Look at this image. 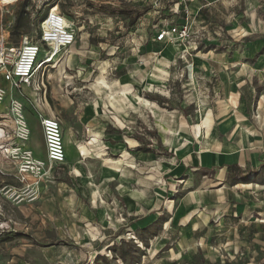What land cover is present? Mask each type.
<instances>
[{
    "label": "rangeland",
    "instance_id": "obj_1",
    "mask_svg": "<svg viewBox=\"0 0 264 264\" xmlns=\"http://www.w3.org/2000/svg\"><path fill=\"white\" fill-rule=\"evenodd\" d=\"M23 1L5 0L0 4V33L7 35L8 31L9 42L18 43L24 34L36 41L38 18L49 6L58 3L60 12L76 31L75 42L37 73V81L48 78L45 85L49 106L45 105L40 82L42 90L32 86L20 94L12 90L13 97L20 98L25 105L31 128L29 145L43 158L37 109L61 116L63 104L56 95L78 111L86 107L94 111L101 106L111 115L115 108H125L129 145L140 142L156 148L161 140L164 148H172L174 152L186 150L190 143H198L205 136V129L198 124L200 105L205 106L206 113L211 112L210 128L218 109L238 108L235 98L222 96L215 72L211 70L208 74L203 64L216 60L204 54L210 48L213 52H228L233 41L239 40L235 9L236 15L244 13L241 19H249L239 0L212 3L199 0L207 5L197 12L191 5L197 1L186 0L187 13L180 6L176 9L169 0H25L28 4L18 29L20 33L12 34L16 10ZM133 17L135 21L131 24L129 20ZM184 19L191 25L187 43H179L175 36L154 40L159 27L177 25ZM173 42L179 45L176 49L182 48L174 49L171 57H164L162 52ZM45 54V50L40 53L38 62L50 55ZM163 59L164 71L161 77H156L154 65ZM148 80H152L149 87ZM0 85L7 91L0 103V127L5 131L1 137L0 130V264H223L219 261L224 258L221 250L203 247L204 250L181 256L169 244L150 245V232L134 228L132 218L142 213L127 214V201L131 206L133 189L145 185L135 180L127 182L121 174L125 171L119 168L114 171L106 160L121 163L122 168L128 169L131 180L140 175L136 158H142L140 161L145 164L153 159L148 157L151 154L141 155L130 146L122 150L121 157L110 154L103 143L106 129L92 134L91 148L86 147L88 138L83 136V143L78 144L79 155L74 144L70 145L66 161L50 166L35 201L16 202L5 194L3 186H19L20 182L16 162L7 158L1 148L12 141V119L7 112L12 96L1 73ZM81 146L83 153L79 151ZM158 170L162 171L160 167ZM105 174L112 177L106 179ZM120 178L125 182L121 184ZM182 181L177 179L170 188L172 193L179 191ZM155 182L163 184L162 176Z\"/></svg>",
    "mask_w": 264,
    "mask_h": 264
},
{
    "label": "crops",
    "instance_id": "obj_2",
    "mask_svg": "<svg viewBox=\"0 0 264 264\" xmlns=\"http://www.w3.org/2000/svg\"><path fill=\"white\" fill-rule=\"evenodd\" d=\"M196 1L197 4L191 3L196 12L207 5ZM239 1L249 14V19L244 21L241 19L243 8L241 13L236 15V9L233 13L239 25L235 28L239 40L230 38L229 42L233 43L228 52H213L210 48L204 54L216 60L203 64L208 74L211 70L215 72L222 96L235 98L238 108L218 109L211 128L208 127L211 112H205L204 118L198 121L199 127L205 129V136L198 143H190L186 150L174 152L172 148H164L161 140L156 148L140 142L129 145L124 124L126 109L122 107L115 108L111 115L101 106L94 111L90 107L78 111L56 95L63 104L61 116L37 111L59 118L66 159L71 144L79 155L77 146L83 143L82 137L86 135L90 139L99 130L103 132L102 129H106L103 143L110 154L121 157L122 150L126 151L129 146L141 155L151 154L148 157L153 160L146 164L140 161L142 158H136L140 175L131 180L128 169L122 168L121 163L105 159L109 168L125 171L121 174L127 182L135 180L145 185L133 189L135 196L131 206L127 201L126 213L141 211L131 221L135 229L150 232V245L169 244L181 256L209 247L223 252L224 258L219 259L223 264H264V0ZM184 22L185 19L181 23ZM154 66L157 69L158 64ZM37 73L31 85H22L16 90L20 94L24 88L32 86L42 90V86L45 105L49 106L45 85L48 78L37 81ZM8 92L14 96L10 88ZM29 141L27 145L31 148ZM90 143L92 140L86 147L91 148ZM141 146H147L150 151L139 150ZM79 151L85 150L81 146ZM35 155L46 159V154L44 158ZM160 175L163 184L155 182ZM110 177L112 174H105L106 179ZM178 178L183 181L179 191L172 193L170 188ZM124 180L120 178L121 184Z\"/></svg>",
    "mask_w": 264,
    "mask_h": 264
},
{
    "label": "built area",
    "instance_id": "obj_3",
    "mask_svg": "<svg viewBox=\"0 0 264 264\" xmlns=\"http://www.w3.org/2000/svg\"><path fill=\"white\" fill-rule=\"evenodd\" d=\"M169 1L173 2L176 9L180 6L185 13L188 12L186 0ZM56 5L48 7L44 18L39 24L40 36L36 41L30 39L28 35H24L18 44H11L8 42V31H6L7 35L0 33V73L3 81L8 83L10 91L19 89L22 85L33 83L38 69V58L42 51H46L45 56L50 55L41 59L39 69L50 63L62 49L75 42V29L60 12L59 7L55 8ZM170 36H175L180 43H187L191 36V25L187 19L184 23L167 24L159 27L154 33V40L162 41ZM53 49L55 50L52 51ZM45 60L47 61L44 62ZM6 95L5 87L0 85V103ZM7 112L12 119L10 137L12 141L6 146H1V148H3L2 152L7 158L17 161L20 185L3 186L1 190L13 197L16 202H33L39 196L40 187L44 178L50 172V166L64 163L66 160L60 120L54 115H45L38 112L46 154V159H42L36 156L33 149L27 145L30 140L31 128L26 119L22 100L11 97ZM0 130L2 131L1 137H3L5 133L3 127H0ZM90 139L87 143L92 140Z\"/></svg>",
    "mask_w": 264,
    "mask_h": 264
},
{
    "label": "bare ground",
    "instance_id": "obj_4",
    "mask_svg": "<svg viewBox=\"0 0 264 264\" xmlns=\"http://www.w3.org/2000/svg\"><path fill=\"white\" fill-rule=\"evenodd\" d=\"M3 1H5V0H0V4L3 3ZM56 6H57V5H56ZM57 7H58V6H57ZM177 47H179V45L177 46V45H176V42H173L172 45H170V46H168L167 48H165V49H164V57H166V56H170V55L172 54L173 50L176 49ZM180 48H182V47H180ZM180 48H179V49H180ZM179 49H176V50H179ZM176 50H175V51H176ZM170 57H171V56H170ZM44 62H46V60H45ZM157 64H158V67H157L158 74L155 75V76H156V77H161V75H162V73H163V71H164V68H165V66H164V65H165V60L163 59V60L157 62ZM39 66H40V63L38 62V63H37V68H38V69L36 70V72L39 71ZM101 83H102L103 86L107 87V84H106L105 81H101ZM151 84H152V80H148V81H147V86L149 87V85H151ZM122 93H123V94H126V93L124 92V90H122ZM108 95L111 96L110 93H109ZM109 98H110V97H109ZM116 101H117V102H121V99H116ZM110 103H111V104L113 103L112 98H110ZM204 113H205V106L200 105V107H199V111H198V115H199V117L201 118V120L204 118ZM203 122H204V121H203ZM11 161L17 162L16 160H11Z\"/></svg>",
    "mask_w": 264,
    "mask_h": 264
},
{
    "label": "trees",
    "instance_id": "obj_5",
    "mask_svg": "<svg viewBox=\"0 0 264 264\" xmlns=\"http://www.w3.org/2000/svg\"><path fill=\"white\" fill-rule=\"evenodd\" d=\"M26 1H28V0H26ZM27 4H28V2L26 3L25 2V0L23 1V2H20L19 3V6H18V8H17V10H16V14H15V18H14V21H13V24H12V27H11V33L13 34L14 32H18V33H20L19 31H18V29H19V27L23 24V22H22V18H23V15H24V13L26 12L25 11V7L27 6ZM59 4V3H58ZM44 16H45V13L42 15V16H40V18H38L39 20H38V22L40 23L41 21H42V19L44 18ZM129 21H131V24H133L134 23V21H135V18L133 17L132 19H130ZM40 30H39V32L37 33V35H38V38H39V36H40ZM24 35H27V34H24ZM23 35V36H24ZM9 42V41H8ZM9 43H11V44H18L17 42L16 43H14V42H9ZM139 150H141V151H144V152H148V151H150L149 150V148L147 147V146H141L140 148H139Z\"/></svg>",
    "mask_w": 264,
    "mask_h": 264
}]
</instances>
